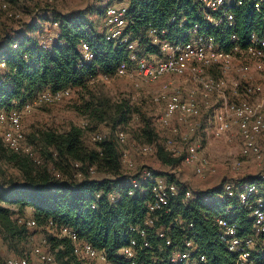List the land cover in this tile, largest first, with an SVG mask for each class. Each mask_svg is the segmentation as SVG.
<instances>
[{"label": "trees", "instance_id": "trees-1", "mask_svg": "<svg viewBox=\"0 0 264 264\" xmlns=\"http://www.w3.org/2000/svg\"><path fill=\"white\" fill-rule=\"evenodd\" d=\"M236 1L241 5L236 6ZM232 3L229 11L234 16L233 25L224 21L214 26L207 21V12L194 0H128L124 33L129 36V44L134 45L132 50L127 43L105 40L104 16L109 6L103 3L74 13L37 14L23 28L0 38V63L5 64L0 70V111L9 112L32 102L43 91L69 90V98L75 91L81 99L76 110L97 122L108 119L116 134V129L130 119L129 103L125 100L111 103L108 97L95 94L90 83L102 75H114L122 63H131L132 55L144 60L150 56L163 59L159 45L153 41L184 43L190 40L188 32L194 25L199 26V33L212 37L219 49L244 50L252 32L264 35V2L259 13L253 10L250 0H232ZM151 30L156 32L154 36H150ZM232 35L236 41L231 40ZM83 43L93 55L89 62L82 57ZM42 138L51 151L48 155L53 169L64 172L56 162L59 160L70 165L74 174L67 178L62 173L59 178L45 167L34 171L22 164L23 180L0 189V248L5 247L14 258H30L25 250L27 244L20 246L41 230L49 235L40 238L37 247L52 253L56 264H81L72 254L71 243L58 238L50 223L71 228L80 240L104 252L106 259L114 264H126L118 252L131 240L137 243L136 264H171L172 254L182 252L188 239L208 264H233L234 255L219 242L214 220L226 217L238 225L241 236L252 232L249 209L226 197L224 182L196 191L173 176L152 171L153 176L175 183L181 193L169 202L168 212L161 213L153 226L144 227L150 201L149 184L143 183L132 196L127 195L130 180L142 171L124 174L116 137L87 146L83 131L71 125L63 133L47 132ZM148 140L147 144L155 145L156 156L163 164L175 166L182 161L183 156L171 157L152 135H148ZM237 182L255 184L264 191L259 176H246ZM187 190L191 197L185 200L183 193ZM10 206L17 209L13 211ZM12 216L17 218L12 220ZM28 219L34 226H26ZM190 223L192 229L188 228ZM136 229L145 231L143 239L133 231ZM160 229L165 232L164 239L157 235ZM167 239L170 245H166ZM144 241L148 247L142 248ZM6 259L0 260V264Z\"/></svg>", "mask_w": 264, "mask_h": 264}, {"label": "built area", "instance_id": "built-area-1", "mask_svg": "<svg viewBox=\"0 0 264 264\" xmlns=\"http://www.w3.org/2000/svg\"><path fill=\"white\" fill-rule=\"evenodd\" d=\"M17 1L0 0V25L2 20L18 21V15L13 8V4ZM40 1L44 2V0ZM194 1L200 4L202 9L207 12L206 19L209 23L217 26L225 21L230 26L233 25L234 16L229 11L230 5L233 4L232 0ZM263 2L264 0H250L253 10L257 13L261 11ZM44 3L47 4L48 2ZM234 4L239 6L241 2L236 1ZM126 12V6H109L106 9L104 16V36L106 41L129 44V36L124 33L127 26ZM213 14H217L218 17L214 18ZM155 33L153 30L149 32L150 36H154ZM188 34L190 40L180 44H170L155 39L153 43L158 44L160 51L163 53V59L161 60L147 61L137 59L132 55L130 58L131 63H122L114 75H102L93 81L109 83L116 78L133 73L145 81L157 82L167 76L182 77L188 74L199 84L201 88L200 95L203 99L217 94L222 101L214 114V136L225 137L226 134L231 132L232 127L235 126L237 138L240 142V156L260 159L261 152L257 146L256 138L264 133V96L257 103L249 101L230 102L225 99L223 94L224 80L209 79L205 76L204 71L215 67L223 74L229 73L234 56H245L257 69H261L264 65V35L252 32L248 38V45L244 50L234 47L232 51L225 52L215 45L212 37L199 33L198 25H194ZM231 40L236 41V36L232 35ZM133 47V44L128 45L130 50ZM80 49L83 60L85 62L91 61L93 55L88 45L83 43ZM4 68L5 64L1 62L0 70ZM240 71L246 74L248 67L244 66ZM238 85L235 83L233 87L238 88ZM247 91L252 94H260L261 88H250ZM69 96V90L58 92L43 91L32 102L22 104L9 112L0 111V139L2 143L13 154L28 157L39 165L41 161L35 157L33 148L26 141L21 122L22 116L30 113L36 107L56 104L69 98ZM155 101L163 103V115L159 121L162 126L167 127L174 118L179 122H186L188 119L196 118L203 107L192 96L188 99H183L178 90L172 89L171 84L164 85L161 88ZM208 107L206 106L205 108ZM115 137L118 145H125L127 137L122 129L116 132ZM187 139L185 136L181 138V141L186 146L182 162L187 166L193 167L197 176H203L211 168L210 162L205 157L200 156L199 145L196 142L189 143ZM90 140L93 143H99L105 140V137L100 134H93ZM164 148L171 157L177 158L180 156V150L174 140L167 139L164 143ZM135 151L139 155H149L155 153V145L138 144L135 147ZM121 164L125 170H132L134 167L132 162L122 158ZM233 166L238 167L239 163L236 162ZM76 167H78V164H76ZM93 170L91 168L90 172L93 173ZM136 173L137 171L134 174ZM124 174L126 173L124 172ZM136 175L130 180L131 189L127 195L132 196L134 191L141 187V184H149L150 201L147 204L148 213L143 225L144 227H151L161 213L168 212L169 202L177 198L181 191L175 183L169 182L165 177L153 176L152 172L147 169ZM259 181L264 182V173L259 174ZM224 192L226 197L231 200H238L242 206L249 209L252 232L249 235L241 236L240 229L236 223L220 216L214 220L219 242L229 253L234 255L233 264H264V191L260 190L255 184L243 185L235 181L233 183H225ZM183 194L185 200L191 197V193L188 190L184 191ZM26 226L32 227L34 222L28 219ZM49 227L58 238H64L71 243L72 254L81 264H95L98 261L103 264H114L106 259L104 252L98 251L91 244L80 240L77 233L71 228L66 226L58 227L52 223L49 224ZM188 228H193L191 223L188 224ZM133 231H136L140 238L143 239L145 237L143 229ZM157 235L161 239L166 237L163 229L158 230ZM165 243L170 245L168 239ZM136 245V241L131 240L127 246L119 250L118 254L126 264H136ZM143 247H148L147 242L144 241ZM196 249L194 242L188 239L184 250L178 253L174 252L169 261L171 264H208L206 257L197 253ZM32 255L35 257L34 263H32L30 258L10 257L3 264H56L54 255L49 251H45L43 247H36Z\"/></svg>", "mask_w": 264, "mask_h": 264}, {"label": "rangeland", "instance_id": "rangeland-1", "mask_svg": "<svg viewBox=\"0 0 264 264\" xmlns=\"http://www.w3.org/2000/svg\"><path fill=\"white\" fill-rule=\"evenodd\" d=\"M128 0H18L13 4L15 13L18 15L19 21H7L2 20L0 26V38L6 33L13 30L21 29L23 26L33 18L37 17L40 13H74L78 10L84 9L87 6H97L103 3L104 6H127ZM46 28V25H44ZM155 56H150L147 60H155ZM244 66L248 67L246 74L242 73L240 69ZM204 74L207 78L213 80L222 79L225 82L223 94L225 99L237 103L240 101H249L257 103V101L264 96V66L261 69H257L254 64L248 60L245 56H234L232 61V68L229 73H222L217 68L212 67L205 69ZM239 84L238 88H234L233 84ZM171 84L172 89L179 91L183 99H188L191 96L194 97L200 105V114L196 118L188 119L186 121L188 131H181L179 133H173L172 128L177 127V123L171 122L170 125L162 126L160 118L163 115V103L156 102L155 98L161 91L164 85ZM91 90L95 94H101L108 97L111 103H116L120 100H125L129 103L132 109V114L128 123L123 127L116 129H122L126 133L125 145H118L122 153V159L132 162L134 167L132 170H125L126 174H134L136 171L149 170L155 174H162V176H173L175 180L192 185L197 188L212 187L221 182L233 183L237 180L243 179L246 176H259L264 173V133L260 134L256 138L257 146L261 152L260 159L243 158L239 154L240 142L237 138V131L235 126L232 127L231 132L225 135L227 140L233 143L236 148L235 155H225L222 160L206 158L210 162L211 168L205 172L203 176H197L194 168L185 165L182 161L175 166H168L163 164L156 156V153L149 155H139L135 151V147L138 144L148 143V135H152L157 144L164 146L167 139L174 140L176 146L180 150V156H184L186 146L181 141L182 136L188 138L187 142H196V131L200 129L203 131L204 136L210 138L211 141L224 140V137L214 136V114L216 108L221 105L222 101L217 94H213L207 99H203L200 95L201 88L196 83L192 76L186 74L182 77L167 76L157 82H148L142 79L137 74H129L124 77L116 78L109 83L101 81H92L90 83ZM260 87V94H252L247 90L250 88ZM194 93V95H192ZM237 95V96H236ZM78 94L73 91L71 97L64 99L61 102L52 105H42L34 108L30 113L23 115L21 122L23 132L28 145L33 148V152L36 158L41 161L42 166L34 163L30 158L25 156L14 155L9 151L0 139V189L7 188L11 183H19L23 180L20 165L25 164L30 170L37 171L43 167L47 168L56 177H62L66 175L68 178L74 174L70 165L63 161L59 162L60 169L63 168L64 172L55 171L49 159V149L45 147L43 142V134L47 132L63 133L71 125L79 127L83 131V140L87 146H93L90 137L93 134H100L107 138L115 137V130L111 127V122L106 119L105 121L97 122L94 119H90L83 116L76 110V106H81V101ZM209 106L208 109L205 108ZM184 123V122H183ZM207 127V131L205 129ZM144 130H147L144 133ZM196 130V131H195ZM188 133V134H186ZM148 134V135H147ZM202 137V134H201ZM197 145L200 146L198 142ZM202 147L200 146L201 150ZM239 163L238 167H234V163ZM62 170V171H63ZM167 174V175H166ZM191 182V183H190ZM15 211L17 208L14 206L9 207ZM29 214V211H27ZM16 216H12V220H15ZM34 232V231H31ZM45 235H49L48 232L41 230L34 232V236L27 239L26 242L20 247L26 244V253L30 256L32 263L35 262V257L32 255L33 250L39 245V240ZM1 245V243H0ZM12 254H8L7 250L0 248V260H4L8 257H12Z\"/></svg>", "mask_w": 264, "mask_h": 264}, {"label": "crops", "instance_id": "crops-1", "mask_svg": "<svg viewBox=\"0 0 264 264\" xmlns=\"http://www.w3.org/2000/svg\"><path fill=\"white\" fill-rule=\"evenodd\" d=\"M237 96V95H236ZM208 109V108H207ZM172 122H175L177 123V127L175 128H172V131L173 133H179L181 131H185L187 130L188 131V125L186 122H179L176 118H174L172 120ZM192 131V129H189V131ZM202 129H200V134H199V129L196 131V140L197 143L199 142L200 143V146L202 147V149L200 150V156L202 157H205V158H213V159H217V160H222V158L225 156V155H235V151H236V148L233 146V143L230 141V140H227V138L224 137V140H219V141H211L210 138H208L207 136H204V133L203 131L201 132ZM207 131V127L205 129V132ZM188 134V133H186ZM201 134H202V137H201ZM200 146H199V149H200ZM240 150V149H239ZM184 182L185 181H188V186L192 189V190H196V191H205V190H208V189H211V188H214L216 186H218L219 184L215 185V186H212V187H207V188H197V187H192L191 184H189V180H183ZM191 183V182H190ZM95 264H103L101 262H96Z\"/></svg>", "mask_w": 264, "mask_h": 264}]
</instances>
